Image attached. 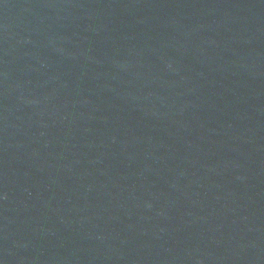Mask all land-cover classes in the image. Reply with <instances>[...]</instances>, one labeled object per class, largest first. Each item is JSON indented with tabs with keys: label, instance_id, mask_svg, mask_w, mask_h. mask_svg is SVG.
I'll return each mask as SVG.
<instances>
[{
	"label": "water",
	"instance_id": "obj_1",
	"mask_svg": "<svg viewBox=\"0 0 264 264\" xmlns=\"http://www.w3.org/2000/svg\"><path fill=\"white\" fill-rule=\"evenodd\" d=\"M0 264H264V0H0Z\"/></svg>",
	"mask_w": 264,
	"mask_h": 264
}]
</instances>
